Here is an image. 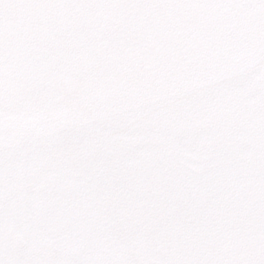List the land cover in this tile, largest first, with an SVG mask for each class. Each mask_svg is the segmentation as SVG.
I'll use <instances>...</instances> for the list:
<instances>
[{"label": "snow or ice", "instance_id": "6c2138e0", "mask_svg": "<svg viewBox=\"0 0 264 264\" xmlns=\"http://www.w3.org/2000/svg\"><path fill=\"white\" fill-rule=\"evenodd\" d=\"M0 264H264V0H0Z\"/></svg>", "mask_w": 264, "mask_h": 264}]
</instances>
